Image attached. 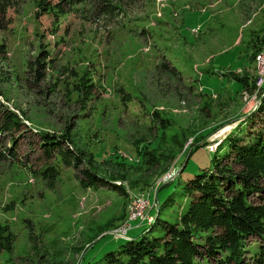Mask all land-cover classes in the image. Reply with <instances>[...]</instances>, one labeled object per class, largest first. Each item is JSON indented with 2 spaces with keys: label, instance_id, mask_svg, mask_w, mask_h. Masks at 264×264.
<instances>
[{
  "label": "rangeland",
  "instance_id": "rangeland-1",
  "mask_svg": "<svg viewBox=\"0 0 264 264\" xmlns=\"http://www.w3.org/2000/svg\"><path fill=\"white\" fill-rule=\"evenodd\" d=\"M118 3V15L55 17L38 0L0 12V113L12 109L26 124L15 141L0 128V149L16 156L0 159V221L15 233L0 264H127L109 260L111 251L179 219L186 181L212 165L218 143L244 129L264 94V0ZM48 51L37 78L33 62ZM72 68L98 81L86 108L67 94ZM248 73L254 92L237 79ZM45 131L69 132L83 163L48 159ZM51 161L60 172L46 179L39 169ZM82 167L105 181L85 186Z\"/></svg>",
  "mask_w": 264,
  "mask_h": 264
},
{
  "label": "trees",
  "instance_id": "trees-1",
  "mask_svg": "<svg viewBox=\"0 0 264 264\" xmlns=\"http://www.w3.org/2000/svg\"><path fill=\"white\" fill-rule=\"evenodd\" d=\"M19 1L0 0V12L5 14L10 6ZM118 2L119 0H38V6L43 12L49 11L55 17L64 13V10L79 11L84 15L100 12L118 15ZM48 57L51 58L50 51L46 57H38L33 62L37 64V67L32 66L37 78L44 75L45 69H41V66L45 65ZM64 69L69 70V67ZM71 70L76 81L67 84V94L71 98L77 92L78 100L86 108L89 100L96 97L98 81L90 76V71L78 76V71L73 68ZM251 77L252 74L248 73L237 76V79L242 80L243 86L247 85V89L254 92L258 84L256 78ZM126 99L131 100V95L128 94ZM259 100L256 109L246 117L244 129L231 130L218 143L212 165L186 181L185 189L190 200L179 219L160 220L164 230L162 235L142 233L126 239L117 251H111L109 260H124L127 264H264L263 93ZM152 116L155 122L159 121L162 127H167V121L158 113ZM255 122L258 125L251 124ZM24 125L26 126L25 121L16 111L6 108L3 109V114L0 113V128L10 132L14 141L15 132L23 129ZM211 130L207 133L199 132L195 135L196 141L206 138ZM42 135V146L48 159H59L76 166L83 163L81 152L71 146L69 132L57 134L45 131ZM202 143L207 145L209 142L206 140ZM12 150L10 146L0 149V159L16 157ZM192 151L193 148L189 153ZM186 153L188 154V150ZM39 171L46 179H50L55 178L60 169L51 161ZM81 171V182L85 186L97 187L104 180L89 167H82ZM112 185L123 191L119 184ZM14 242L13 229L8 223L0 221V250H13Z\"/></svg>",
  "mask_w": 264,
  "mask_h": 264
},
{
  "label": "built area",
  "instance_id": "built-area-1",
  "mask_svg": "<svg viewBox=\"0 0 264 264\" xmlns=\"http://www.w3.org/2000/svg\"><path fill=\"white\" fill-rule=\"evenodd\" d=\"M259 73L260 76L262 77L264 75V54L259 56ZM264 79V76L262 77Z\"/></svg>",
  "mask_w": 264,
  "mask_h": 264
}]
</instances>
